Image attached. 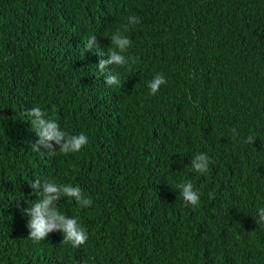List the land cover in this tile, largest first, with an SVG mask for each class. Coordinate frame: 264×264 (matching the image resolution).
Segmentation results:
<instances>
[{
	"label": "trees",
	"instance_id": "obj_1",
	"mask_svg": "<svg viewBox=\"0 0 264 264\" xmlns=\"http://www.w3.org/2000/svg\"><path fill=\"white\" fill-rule=\"evenodd\" d=\"M169 5L177 10L173 19L167 17ZM129 16L140 23L122 32L132 41L128 56L149 79L163 74L162 87L170 93L187 85L194 72L197 96L180 106L176 117L153 124L141 83L120 80V86L105 91L103 84L93 85L83 103L99 123L68 130L87 135L88 144L63 156L34 152L26 111L50 102L68 73H91L96 57L84 47L89 36L122 30ZM120 90L112 103L108 95ZM263 95L264 0H0V149L14 141L7 136L14 126L23 147L16 153L22 160L19 173L0 175V264H188L179 253L202 228L232 245L243 264L264 263V225L253 218L264 207V100L251 106L261 126L255 153L228 142L231 114L217 120L222 111L243 109ZM103 124L114 126L127 165L120 190L113 198L97 193L87 208L64 199L65 212L88 235L80 247L62 243L58 231L50 240L33 242L21 211L35 198L28 163L41 181L58 175L59 183L66 164L72 185H80ZM152 124L161 129L148 131ZM201 152L211 161L205 174L191 167ZM216 155L226 160L221 169ZM187 181L200 193L195 207L185 206L177 187Z\"/></svg>",
	"mask_w": 264,
	"mask_h": 264
},
{
	"label": "clouds",
	"instance_id": "obj_2",
	"mask_svg": "<svg viewBox=\"0 0 264 264\" xmlns=\"http://www.w3.org/2000/svg\"><path fill=\"white\" fill-rule=\"evenodd\" d=\"M176 11L169 5L167 17L173 19ZM149 19L162 21L154 17ZM139 23V17L129 16L122 30L104 35H90L84 47L94 50L95 69L91 73L86 71L80 75L68 73L65 84L50 102L31 107L26 111V116L30 118L31 127L35 133V140L31 143L34 152L41 155L47 152L49 155L63 156V154L79 152L88 144L87 135L84 133L69 135L68 130L74 124L86 126L99 123L83 103L87 90L93 85L103 84L105 91L120 86V80H135L141 83L148 91L145 95L144 109L155 115L153 124L176 117L178 108L197 96L199 87L194 72L187 85L178 87L170 93L162 87L167 83L163 74L157 73L149 79L140 62L128 56L127 49L132 41L122 32L127 31L129 26ZM239 63L240 58L234 61L235 65ZM121 69L124 71L123 74L119 73ZM79 94L82 95L81 98ZM121 95L122 90L108 97L112 103H115ZM263 100L264 95L251 101L243 109L229 108L219 114L217 120L231 114L228 142L237 149L253 150L254 142L261 133V126L251 106H258ZM153 124L147 126L148 131L161 129ZM103 125L104 130L98 141L96 156L83 170L80 185H72V174L66 164L62 169V183H59L58 175H51L48 179L41 181L28 163V173L34 181L30 187L34 190L35 198L21 211L22 215L28 217L26 228L28 238L33 242L50 240L54 237L50 233L58 231L63 234L62 243L70 244L73 248L80 247L88 240V235L77 219L69 217L65 212L62 205L64 199L74 200L81 207L87 208L93 203L90 197L97 193L113 198L120 190L127 165L118 149L119 138L116 136L114 126ZM7 136L15 139L8 146L0 149L1 176L17 175L21 170L22 160L18 159L16 153L23 150V147L16 136V126ZM213 142L216 146L217 130L214 132ZM215 160L219 169L226 163V160L219 159L218 155ZM210 162V157L201 152L193 157L191 167L195 172L205 174L209 171ZM177 187L180 189L185 206L195 207L199 204L200 193L194 189L191 181L178 184ZM209 198H214V194L209 193ZM17 206L19 207V204ZM253 218L258 225H264V207H259ZM178 257L188 264H243L236 249L221 239L211 228L199 230L190 246L183 249ZM248 264L264 263L254 261Z\"/></svg>",
	"mask_w": 264,
	"mask_h": 264
},
{
	"label": "bare ground",
	"instance_id": "obj_3",
	"mask_svg": "<svg viewBox=\"0 0 264 264\" xmlns=\"http://www.w3.org/2000/svg\"><path fill=\"white\" fill-rule=\"evenodd\" d=\"M263 143H264V142H263ZM253 151H254V150H253ZM254 153H255V151H254ZM193 156H194V154H193ZM252 156H253V154H252ZM254 157H255V155H254ZM254 159H255V158H254ZM256 162H257V161H256ZM162 174H163V173H162ZM160 176H161V175H160ZM162 178H163V177H162ZM162 181H163V180H162ZM164 181H165V180H164ZM154 183H155V182H154ZM154 183H152V187H153V188H154V185H153ZM160 183H161V182H160ZM162 184H163V182H162ZM160 185H161V184H160ZM160 185H159V186H160ZM164 185H165V184H164ZM161 186H162V185H161ZM161 189H162V188H161ZM171 189H172V188H171ZM162 190L165 191L164 189H162ZM167 190H169V189H167ZM167 190H166V191H167ZM163 191H162V192H163ZM169 191H170V190H169ZM167 192H168V191H167ZM170 192H171V191H170ZM153 193H154V192H153ZM160 193H161V192H160ZM165 193H166V192H165ZM156 194H157V193H156ZM154 196H155V193H154V195H153L152 197H154ZM164 196H165V195L163 194V196L161 197V199H163V201H164ZM168 196H169V195H168ZM170 197H171V195H170ZM156 198H157V197H156ZM165 198H166V197H165ZM168 198H169V197H168ZM168 198H167V199H168ZM167 199H166V200H167ZM154 200H155V199H154ZM154 200H153V201H154ZM151 201H152V200H151ZM155 201H156V200H155ZM155 201H154V202H155ZM158 201H159V199H158ZM167 201H168V200H167ZM167 201H166V202H167ZM169 201H170V200H169ZM161 202H162V201H161ZM164 202H165V201H164ZM151 203H152V202H151ZM156 203H157V202H156ZM159 203H160V202H159ZM159 203H158V204H159ZM160 204H161V203H160ZM164 205H165V204H164ZM167 205H168V204H167ZM167 205H166V206H167ZM154 206H155V204H154ZM160 206H161V205H160ZM162 206H163V205H162ZM164 207H165V206H164ZM160 208H161V207H160ZM162 208H163V207H162ZM152 209H154V208L152 207ZM155 209H156V207H155ZM155 209H154V210H155ZM157 209H158V207H157ZM176 209H177V207H176ZM180 209H181V208H180ZM182 209H183V208H182ZM182 209H181V210H182ZM159 210H160V209H159ZM186 210H187V209H186ZM156 211H158V210H156ZM153 212H154V211H153ZM177 212H178V211H177ZM188 214H189V212H188ZM183 215H184V214H183ZM181 216H182V215H181ZM188 216H189V215H188ZM188 216H187V218H188ZM164 218H165V217H164ZM166 218H167V217H166ZM185 218H186V216H185L184 218H183V216H182V219H185ZM167 219H168V218H167ZM176 220H178V218H177ZM176 220H175V221H176ZM187 220H188V219H187ZM179 221H181V219H179ZM179 221H178V222H179ZM178 222H176V224H177ZM183 222H184V221H183ZM173 223H174V222H173ZM180 223H181V222H180ZM186 223H187V222H186ZM186 223H185V224H186ZM171 224H172V223H171ZM188 224H189V223H188ZM173 225H174V224H173ZM161 226H162V225H161ZM177 226H178V224H177ZM182 226L186 227L185 225H182ZM187 226H188V225H187ZM191 226H192V225H191ZM170 227H171V226H170ZM178 227H179V226H178ZM161 228H162V227H161ZM163 228H164V227H163ZM165 228H166V227H165ZM165 228H164V230H166ZM176 228H177V227H176ZM159 229H160V228H159ZM168 229H169V228H168ZM171 229H172V228H171ZM178 229H179V228H177V230H178ZM184 229H186V228H184ZM155 230H156V229H155ZM155 230H154V232H155ZM157 230H158V229H157ZM157 230H156V231H157ZM168 231H169V230H168ZM174 231H176V230L174 229ZM164 232H165V231H164ZM167 233H168V232H167ZM172 233H173V232H172ZM168 235H169V234H168ZM65 250H66V249H65Z\"/></svg>",
	"mask_w": 264,
	"mask_h": 264
}]
</instances>
